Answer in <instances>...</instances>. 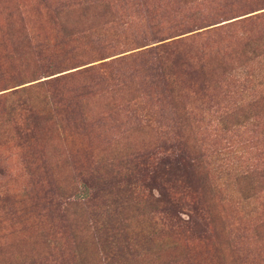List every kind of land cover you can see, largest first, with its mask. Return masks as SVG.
<instances>
[{"label": "rangeland", "instance_id": "374dc122", "mask_svg": "<svg viewBox=\"0 0 264 264\" xmlns=\"http://www.w3.org/2000/svg\"><path fill=\"white\" fill-rule=\"evenodd\" d=\"M69 1L0 0V264H264V183L244 197L238 179L264 166L263 118L238 111L264 103V54L239 52L264 0H102L116 21L83 32ZM22 29L40 57L13 52ZM171 39L175 87L149 51Z\"/></svg>", "mask_w": 264, "mask_h": 264}, {"label": "trees", "instance_id": "16d2710c", "mask_svg": "<svg viewBox=\"0 0 264 264\" xmlns=\"http://www.w3.org/2000/svg\"><path fill=\"white\" fill-rule=\"evenodd\" d=\"M101 1L102 0H99V1L97 0H78L75 2L69 1L68 6L69 7L71 6L74 8V9H69V10L75 13L74 18L71 21L72 23L71 26L74 24L81 25L83 27L81 28V30H77V31L83 32L86 29L85 27L90 26L92 28V27H97L102 24L106 25V23L115 22L116 13L113 9L112 3L110 1H102V2ZM8 15L10 16L9 17L10 22L13 25H15L14 24L15 21L11 17L13 15L12 12H9ZM20 18L21 20H23L22 19L23 17L21 15H20ZM22 34L23 36L20 38V42H21L20 47H16L13 50V52L16 53L18 51H22L23 53H25V51L31 52V50H34L32 52H36L37 53L36 55L40 57L41 54L43 53L42 50L44 49L42 40H37V39L33 40L34 36H29V33L23 32V29H22ZM196 37L197 36H192L190 38H187V41L195 39ZM36 41L38 43H36ZM181 41L183 40L182 39L181 40L171 39V40L163 41L158 44H155L154 47L149 50L150 53L155 54L156 57L158 58V67L161 69V77L163 76V79L166 81L167 84L169 85L174 84V87L176 86V81L173 78V74L175 73L174 67L178 65V63L180 62L183 56V50H182L183 46L181 44ZM203 51L205 52V50H202L201 52ZM236 52L237 50L235 51V53ZM239 52H240V56H244V57H249V55L251 58L261 57V55L264 54V33H259L258 35H249L244 40V43L241 46ZM205 65H207L205 62H201L198 64V69H197V72L200 73V77L204 85L208 84L209 82V78H208L209 74H207V72L205 71ZM50 79L52 78L40 80L37 83H39L38 84L39 87H45V86L57 87L61 81L59 78H56L55 80H50ZM260 100H261V97H259V99L257 100L256 98L255 100H250L246 104L241 105L238 111L241 114L251 112L250 114L252 115V118H256V117L258 118V116H261V118H263L262 125L264 126V103L261 104ZM257 109L260 110L259 113L256 112ZM10 111H12V108ZM237 113H234V114H237ZM9 115L10 114H8V117ZM39 115H40V111L34 108V106H30L27 108L26 116L24 117L25 119H28V120L31 119L33 122L37 124L38 123L37 119ZM8 117H6L5 119L9 123L10 119ZM230 123L235 125V123H232V122ZM229 126H232V125H228L224 123L222 128L225 130L233 128ZM18 131H19V128H18ZM200 156L198 158L195 157L193 165H195L196 168L200 167V165L202 166V164L204 163L203 158ZM170 164H171L170 165L171 167L170 166L169 167L172 170V168H174V165L171 162ZM238 179L244 181V185L242 186V189L240 190L241 193L244 195V197H251L255 194V191L257 189L256 187L264 183V166L262 169L254 168L253 170H246L240 175ZM192 186H193L192 183L188 181L187 187L193 188ZM206 188H207L206 185L203 184V180H201L200 183H198L197 188L194 189V192L195 194L199 192V194H201V198H205L208 193V191H206ZM179 194L184 195L186 193L180 192ZM176 195H178V192L173 193L169 190H166L165 192L159 190V196L155 198L154 197L149 198V200L153 208H155L154 204L156 205V204H159V202H163V203L167 202L168 205L165 206L164 208L165 212L169 211V213H171L172 216H175L176 218H178V220H176L172 224V227L177 226L176 229L182 228L185 222L188 223L185 226L189 227L190 224L194 222L192 219H190L192 215L189 213L187 215L188 217L187 220H183L179 216H177V213H176L177 208L176 209L174 208L176 206L173 203V198ZM190 195H192V193H190ZM206 201L204 200L203 202L206 203V205L208 206V209L206 208V211L209 213L210 212V206H209L210 200H206ZM199 203L201 202L200 201L198 202L196 200L195 205L192 206V210H190V212L194 210L198 212L200 210ZM189 220H192V222L191 223L188 222Z\"/></svg>", "mask_w": 264, "mask_h": 264}]
</instances>
